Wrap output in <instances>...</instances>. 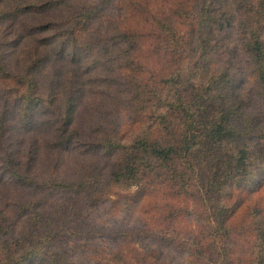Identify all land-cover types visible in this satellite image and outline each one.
Returning <instances> with one entry per match:
<instances>
[{
  "label": "rangeland",
  "instance_id": "rangeland-1",
  "mask_svg": "<svg viewBox=\"0 0 264 264\" xmlns=\"http://www.w3.org/2000/svg\"><path fill=\"white\" fill-rule=\"evenodd\" d=\"M257 41L264 0H0V264H264ZM212 121L248 149L214 191Z\"/></svg>",
  "mask_w": 264,
  "mask_h": 264
},
{
  "label": "trees",
  "instance_id": "trees-1",
  "mask_svg": "<svg viewBox=\"0 0 264 264\" xmlns=\"http://www.w3.org/2000/svg\"><path fill=\"white\" fill-rule=\"evenodd\" d=\"M257 42V46L252 49V54L256 57V61H259L264 59V48L259 41ZM69 110L70 107L67 114L68 122L73 112ZM218 123L220 122H209L206 128L200 127L199 135L193 134L190 140L187 139L188 151L183 156L184 165L193 168L200 177L204 176L206 186L213 191L222 189L230 180L240 175L244 176L248 172V149L238 147L235 151H231L228 146L223 147L222 141L226 138L231 139L233 136L229 135V128L224 125H221V128H215ZM230 134L233 135L231 132ZM190 148L192 152H189ZM152 153L155 156L169 158L168 148L154 150Z\"/></svg>",
  "mask_w": 264,
  "mask_h": 264
}]
</instances>
